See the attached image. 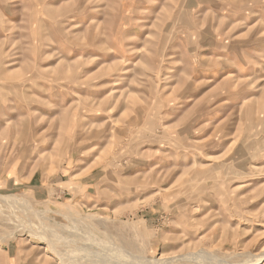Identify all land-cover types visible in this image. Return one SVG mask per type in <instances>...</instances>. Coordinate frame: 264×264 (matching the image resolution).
I'll return each mask as SVG.
<instances>
[{"label":"rangeland","instance_id":"rangeland-1","mask_svg":"<svg viewBox=\"0 0 264 264\" xmlns=\"http://www.w3.org/2000/svg\"><path fill=\"white\" fill-rule=\"evenodd\" d=\"M0 264H264V0H0Z\"/></svg>","mask_w":264,"mask_h":264},{"label":"crops","instance_id":"crops-1","mask_svg":"<svg viewBox=\"0 0 264 264\" xmlns=\"http://www.w3.org/2000/svg\"><path fill=\"white\" fill-rule=\"evenodd\" d=\"M28 183L30 184H33V183H35V179L31 176L30 178H29V181H28ZM35 186V185H34Z\"/></svg>","mask_w":264,"mask_h":264},{"label":"bare ground","instance_id":"bare-ground-1","mask_svg":"<svg viewBox=\"0 0 264 264\" xmlns=\"http://www.w3.org/2000/svg\"><path fill=\"white\" fill-rule=\"evenodd\" d=\"M256 257V256H255Z\"/></svg>","mask_w":264,"mask_h":264}]
</instances>
